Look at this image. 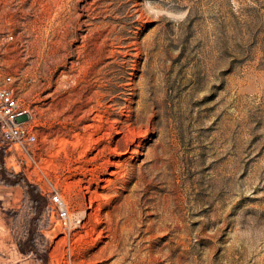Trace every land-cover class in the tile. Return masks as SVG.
I'll return each instance as SVG.
<instances>
[{
  "label": "rangeland",
  "instance_id": "rangeland-1",
  "mask_svg": "<svg viewBox=\"0 0 264 264\" xmlns=\"http://www.w3.org/2000/svg\"><path fill=\"white\" fill-rule=\"evenodd\" d=\"M6 30L0 74L37 139H0V264H67L55 196L71 213L88 201L80 160L102 178L121 160L103 212L132 209L96 264H264V0H0Z\"/></svg>",
  "mask_w": 264,
  "mask_h": 264
},
{
  "label": "bare ground",
  "instance_id": "bare-ground-1",
  "mask_svg": "<svg viewBox=\"0 0 264 264\" xmlns=\"http://www.w3.org/2000/svg\"><path fill=\"white\" fill-rule=\"evenodd\" d=\"M100 116H101V114H100ZM118 122H119V120H118ZM127 126L129 127L130 125H127ZM127 126H126V128H127ZM91 127H93V126H91ZM108 128H110V127H108ZM126 128L123 127V128H120V129H116V133L118 135L123 134V136H126V134H127ZM131 133H132V131H131ZM90 134H92V132ZM87 135H89V134H87ZM97 136H98V134H97ZM100 138H101V136L99 135V138L97 137V139H100ZM103 138H104V136L102 137V139H100V141H102ZM93 139H95V137ZM89 140H91V139H89ZM91 141L92 142H90V143L93 144V140H91ZM108 147H109V149L112 150V152L115 155H122V154H124V153H126L128 151L127 147H125L124 149L122 148L123 147L122 146V141H120V140H118V141L116 140V142H114V146H108ZM90 148H91V146H90ZM87 149H89V147H87ZM94 149H97V146ZM104 150H106V147L104 148ZM111 150H110V152H111ZM102 151L103 150L99 149L98 152L96 151V153H98L100 155L102 153ZM85 152H86V150H85ZM81 155H82V153H81ZM95 155L92 157L93 159L98 157V156L95 157ZM82 156H80V159H81ZM81 162H82V160H80L79 165H77L74 168V170H75V175H79L80 176V180L85 181V182L88 183V185H86V186L84 185L85 186L84 188H86V192L84 194V197L86 199V196H88V201H86L84 199L82 200L79 197L78 198L80 200L79 199L78 200L75 199L76 206L78 208L76 213L68 212L69 211L68 207L67 206L65 207L67 212H68V218H69V223H67L68 227H69L68 228L69 229V234H67V236L65 237V242H68V244H69V241H71L69 246H68L69 248L67 249V251L70 252V256L71 257H69L66 262H67V264H96L97 263L96 262L97 258L100 259V257L101 256L103 257V255H105L107 252H109V256L112 255L113 253H115V250H117L116 248H118V246L123 243L122 237L121 236L119 237L120 233H118L117 229L114 228V227L115 226H120L121 227V233H122V236L124 238L125 236H124L123 232H124V230H128L129 224L133 220L132 219V215L130 213V211L132 209L130 210L126 204L121 203V202H120V204L114 206L115 210L117 212L115 214L117 218H113V222H112V220H110V218H108V215L107 214L105 215L104 212H103L104 206L111 205V203H112V201L114 199L120 197V195L119 196L118 195H114V194L110 193V191L114 188V186H116V183L119 181V179H122L124 174H125L124 173V164H123V162L121 160L109 161V164L111 165V167H113L112 169L109 170V174L111 175L110 178H102L101 175H100V172L97 173V170H96L97 167L94 166L93 168H91V167L90 168H84L83 164H81ZM94 162H95V160H94ZM102 168L104 170L107 167L106 166L105 167L102 166ZM100 170H101V168H100ZM93 185H95V189H92ZM82 197L83 196H81V198ZM72 198H73V196H72ZM62 200L65 203V200H64L63 197H62ZM88 209H90V211L86 212ZM103 223L107 224V226L101 228V225ZM112 223L114 225L115 224L116 225L112 227V225H111ZM102 237H108L109 240L106 241L104 243V245H102L98 249V251H96L94 254L86 255V253L88 252L89 249H91V248H93V247L98 245V242L100 241V239H102ZM65 245H66V243H65ZM120 251H122V248H121V250H119V252ZM122 255H123V253H122ZM137 255H138V252H137ZM75 256H76V258H75ZM125 256H124V258H125ZM102 257H101V259H102ZM121 258H122V256H121ZM105 259H107V257ZM155 261H156V259H155ZM146 263H147L146 261H144V260L142 261L141 260V262L138 263V264H146ZM152 263H153V261H152Z\"/></svg>",
  "mask_w": 264,
  "mask_h": 264
},
{
  "label": "built area",
  "instance_id": "built-area-1",
  "mask_svg": "<svg viewBox=\"0 0 264 264\" xmlns=\"http://www.w3.org/2000/svg\"><path fill=\"white\" fill-rule=\"evenodd\" d=\"M15 40L12 30L0 31V46ZM1 68V65H0ZM15 79L12 73L0 74V139L10 146H19L23 150L36 142V134L31 125L33 111L16 95ZM57 198L60 214L65 220L67 210Z\"/></svg>",
  "mask_w": 264,
  "mask_h": 264
},
{
  "label": "trees",
  "instance_id": "trees-1",
  "mask_svg": "<svg viewBox=\"0 0 264 264\" xmlns=\"http://www.w3.org/2000/svg\"><path fill=\"white\" fill-rule=\"evenodd\" d=\"M18 183V181L16 182ZM28 187V194L30 195V202L33 203L34 205V210H38V208L41 206V198L42 196L40 195L39 191L36 189L34 185L27 184Z\"/></svg>",
  "mask_w": 264,
  "mask_h": 264
}]
</instances>
